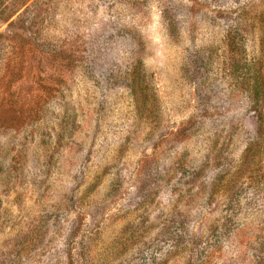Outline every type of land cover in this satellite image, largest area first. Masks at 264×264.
<instances>
[{
    "label": "rangeland",
    "instance_id": "374dc122",
    "mask_svg": "<svg viewBox=\"0 0 264 264\" xmlns=\"http://www.w3.org/2000/svg\"><path fill=\"white\" fill-rule=\"evenodd\" d=\"M0 264H264V0H0Z\"/></svg>",
    "mask_w": 264,
    "mask_h": 264
},
{
    "label": "trees",
    "instance_id": "16d2710c",
    "mask_svg": "<svg viewBox=\"0 0 264 264\" xmlns=\"http://www.w3.org/2000/svg\"><path fill=\"white\" fill-rule=\"evenodd\" d=\"M258 71H259L258 68L254 70V72H256V74ZM132 86H133L132 87L133 93H143V91H141L143 89L139 90L138 84H136V82H134V84ZM251 87H252L251 89L254 91V93L257 92L256 89H258V88H255V86H253V85Z\"/></svg>",
    "mask_w": 264,
    "mask_h": 264
}]
</instances>
